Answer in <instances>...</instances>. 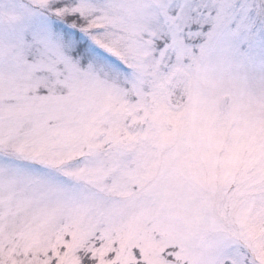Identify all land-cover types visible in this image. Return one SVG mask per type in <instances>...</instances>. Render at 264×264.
I'll return each mask as SVG.
<instances>
[{
	"label": "snow or ice",
	"instance_id": "6c2138e0",
	"mask_svg": "<svg viewBox=\"0 0 264 264\" xmlns=\"http://www.w3.org/2000/svg\"><path fill=\"white\" fill-rule=\"evenodd\" d=\"M0 264H264V0H0Z\"/></svg>",
	"mask_w": 264,
	"mask_h": 264
}]
</instances>
